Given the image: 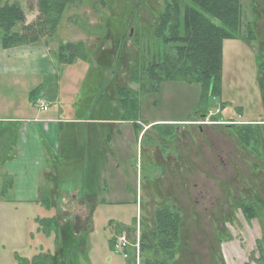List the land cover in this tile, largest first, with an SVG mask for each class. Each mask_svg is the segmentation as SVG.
<instances>
[{
	"label": "rangeland",
	"instance_id": "1",
	"mask_svg": "<svg viewBox=\"0 0 264 264\" xmlns=\"http://www.w3.org/2000/svg\"><path fill=\"white\" fill-rule=\"evenodd\" d=\"M165 1L105 0L101 5L84 0L69 7L47 48L54 52L55 66L62 64L56 59L60 43L82 42L87 56L56 68L54 82L68 81L74 90L95 69H107L103 100L111 98L118 111L116 85L136 89L129 79L134 60L143 54L150 58L159 48L151 47V33ZM240 1L242 19L252 22L255 38L223 40L220 94H209V109L199 107L197 86L179 82H162L157 92L138 95L141 132L130 121L117 126L119 169L104 170L114 195L103 202L56 200L47 209L40 204L39 218L53 215L62 228L77 225V238H85L77 264H141L138 239L153 227L155 208L166 204L177 206L182 217L173 264H257L264 206L259 218L247 221L236 205L256 197L264 205V0ZM6 2L23 8L27 23L35 19L36 0H0V5ZM31 79L28 75L26 82ZM4 83L0 77V98L6 101ZM247 122L259 135L249 146L236 136V126ZM33 210V205L0 200V264H18L16 256L33 253L37 224L22 216L34 215ZM38 234L43 241L48 237L49 255L59 250L54 234ZM115 235L125 238L133 255L111 245Z\"/></svg>",
	"mask_w": 264,
	"mask_h": 264
},
{
	"label": "trees",
	"instance_id": "2",
	"mask_svg": "<svg viewBox=\"0 0 264 264\" xmlns=\"http://www.w3.org/2000/svg\"><path fill=\"white\" fill-rule=\"evenodd\" d=\"M82 1L84 0H36L37 14L29 23L26 22L23 8L17 2L0 5L1 47L9 49L27 44L49 47L64 12L71 6L78 7ZM93 2L103 5L105 0ZM93 6L96 7L95 4ZM242 27L245 33L241 34ZM151 36L154 39L151 47H159L157 51L153 50L155 55L152 54L150 58L145 54L140 55L129 71V79L137 84V88L115 87L120 108L118 107V111L114 110V113L117 112L115 115L118 120L130 121L138 133L141 132L137 120L138 95L157 92L162 82L184 83L199 88V107L208 110L206 100L209 94L213 98L220 94L223 40L240 39L248 43L255 38L252 22H244L242 19L240 0H166L157 15ZM56 49V59L62 64L85 60L87 56L83 43L79 41L60 43ZM146 53H149V48H146ZM104 85L103 81L96 100L103 93ZM107 106L104 104V112ZM172 125L174 124H166ZM253 125L247 122L236 126L238 140L247 146L256 142L259 137ZM151 126L157 127L159 124ZM10 184L11 179L4 177L3 190ZM40 204L46 209L53 206V202L47 199ZM236 206L244 218L250 221L261 216V207L264 205L256 197L243 198ZM90 209L94 210V206ZM35 222L36 231L44 236L54 234V241L61 244L59 250L51 255L39 253L30 259L16 256L18 264H77L76 254L79 246L85 243V238H77L75 222L66 228L60 227L55 216L36 218ZM181 225L182 217L177 206L166 204L156 207L153 212V227L143 231L137 242L141 264H173L180 241ZM117 236L111 238V245H114ZM58 237L61 238L60 241L57 240ZM256 249V263L264 264V231L256 241ZM126 251L133 255L128 246Z\"/></svg>",
	"mask_w": 264,
	"mask_h": 264
},
{
	"label": "crops",
	"instance_id": "3",
	"mask_svg": "<svg viewBox=\"0 0 264 264\" xmlns=\"http://www.w3.org/2000/svg\"><path fill=\"white\" fill-rule=\"evenodd\" d=\"M53 59L54 52L44 46H0V77L8 91L6 101L0 98V200L33 205L34 215L22 214L33 222L44 211L40 202L45 199L105 201L115 192L104 170L119 169L115 156L122 121L111 98L103 100L104 92L96 100L107 69H95L73 90L68 81L54 82L56 68L66 64L55 66ZM28 75L31 82H26ZM36 100L47 109L41 110ZM4 177L11 179L5 191ZM36 228L33 253L26 259L49 254L48 237L40 240Z\"/></svg>",
	"mask_w": 264,
	"mask_h": 264
},
{
	"label": "built area",
	"instance_id": "4",
	"mask_svg": "<svg viewBox=\"0 0 264 264\" xmlns=\"http://www.w3.org/2000/svg\"><path fill=\"white\" fill-rule=\"evenodd\" d=\"M35 103H36V105L39 106V108L41 110L47 109V104L44 101L36 100ZM126 246H127V241L125 240V238L123 236L116 237L113 247L116 249L121 248L124 251V256L127 255L125 252ZM136 248H137V245H136Z\"/></svg>",
	"mask_w": 264,
	"mask_h": 264
},
{
	"label": "bare ground",
	"instance_id": "5",
	"mask_svg": "<svg viewBox=\"0 0 264 264\" xmlns=\"http://www.w3.org/2000/svg\"><path fill=\"white\" fill-rule=\"evenodd\" d=\"M125 252H126V249H125Z\"/></svg>",
	"mask_w": 264,
	"mask_h": 264
}]
</instances>
